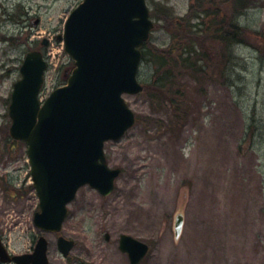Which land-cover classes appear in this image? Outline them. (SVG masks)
Instances as JSON below:
<instances>
[{"label": "rangeland", "instance_id": "obj_1", "mask_svg": "<svg viewBox=\"0 0 264 264\" xmlns=\"http://www.w3.org/2000/svg\"><path fill=\"white\" fill-rule=\"evenodd\" d=\"M81 2L0 0L2 243L12 254L29 253L45 235L49 264H129L117 243L127 234L150 247L140 264H264V0H147L150 47H167L170 31L181 46L180 32L192 36L196 26L202 52L212 57L210 77L176 81L172 108L146 93L123 96L137 122L104 147L109 166L122 172L109 196L85 186L68 206L61 233L76 242L68 258L56 236L35 227L38 198L26 146L8 137L10 96L33 50L48 64L40 99L65 85L72 63L57 37ZM234 28L240 42H222ZM151 77V64L142 62L139 82L148 86ZM177 214L183 229L175 239Z\"/></svg>", "mask_w": 264, "mask_h": 264}, {"label": "water", "instance_id": "obj_2", "mask_svg": "<svg viewBox=\"0 0 264 264\" xmlns=\"http://www.w3.org/2000/svg\"><path fill=\"white\" fill-rule=\"evenodd\" d=\"M152 29L145 0H84L70 14L63 34L74 69L67 84L54 90L42 105L38 94L46 63L39 52L26 54L21 80L13 86L9 135L27 145L39 199L34 215L39 229L60 231L66 206L80 187L89 185L103 196L113 191L120 170L107 167L103 146L106 141L119 140L135 122L122 95L143 89L137 81L139 48ZM182 225L183 216L178 214L176 238ZM57 244L64 256L74 246L62 237ZM47 246L41 237L32 254L11 258L0 242V261L48 264ZM120 249L128 254L130 264H139L148 246L123 235Z\"/></svg>", "mask_w": 264, "mask_h": 264}, {"label": "trees", "instance_id": "obj_3", "mask_svg": "<svg viewBox=\"0 0 264 264\" xmlns=\"http://www.w3.org/2000/svg\"><path fill=\"white\" fill-rule=\"evenodd\" d=\"M167 23L172 25L168 20ZM183 27H186V24ZM191 28L192 36L186 30L180 32L181 46H179L178 40L175 38V32L171 31V42L167 47L152 48L150 47V42L143 46L142 61H148L152 70L151 84L144 87L143 93L148 94V98L152 102H158L162 105L167 104L169 108L175 107V104H178L179 97L177 95L181 89V86H177L179 88L174 87L176 81H179L185 75L195 78L194 76L202 74L204 76V78L202 77L203 79L210 77V75L206 74V70L207 68L209 69L212 57L202 52L198 42L200 40H196L194 36L201 33V31H196V26ZM235 32V28L231 32L224 31L221 35V41L232 44L233 42L239 43L240 40H236ZM176 34L178 33L176 32ZM181 102L183 101L181 100Z\"/></svg>", "mask_w": 264, "mask_h": 264}, {"label": "flooded vegetation", "instance_id": "obj_4", "mask_svg": "<svg viewBox=\"0 0 264 264\" xmlns=\"http://www.w3.org/2000/svg\"><path fill=\"white\" fill-rule=\"evenodd\" d=\"M109 240H110V238H107L106 241H109ZM34 242H35V240H34ZM32 250H33V246H32V248L29 250V252H32Z\"/></svg>", "mask_w": 264, "mask_h": 264}]
</instances>
